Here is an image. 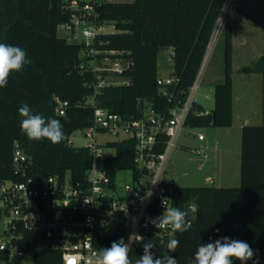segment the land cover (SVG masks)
Segmentation results:
<instances>
[{"label":"trees","instance_id":"obj_1","mask_svg":"<svg viewBox=\"0 0 264 264\" xmlns=\"http://www.w3.org/2000/svg\"><path fill=\"white\" fill-rule=\"evenodd\" d=\"M226 1L98 0L96 10L100 17L116 25L115 32L104 36L106 46L130 51L133 66L128 70L131 83L105 87L97 93V103L121 114L140 113L139 99L151 100L156 109L164 113L182 104L202 67ZM66 2L0 0V43L24 48L31 60L22 71L10 75L7 87L0 88V181L24 177L16 173L13 164L16 140L29 156L30 171L36 178L67 172L82 178L90 166L91 155L87 148L67 144L74 130L92 123L94 106L84 102L95 94L91 86L95 74L79 68L81 45L59 34V25L70 20ZM232 37V24L226 21L223 25L224 80L215 86V106L203 115L192 111L186 126L233 124ZM163 48L173 49L172 73L178 77V81L166 89L160 88L157 82L158 52ZM261 60L248 70L263 71ZM56 97L69 100L66 114L56 112ZM24 103L34 114L60 120L64 140L59 144L47 139L29 140L20 129L22 117L18 109ZM195 107L203 108L199 103ZM112 145L116 153L102 159L108 173L113 176L117 168H134V142L118 140ZM172 184V206L183 210L194 204L198 208L191 229L182 234L175 232L169 239L179 240L176 252L172 253L179 264H189L201 242L223 236L249 243L257 251L260 264H264V118L261 124H246L242 128L238 185ZM216 229L220 231L217 233ZM125 231L126 220L121 217L108 226V241L104 246L109 247L119 240ZM22 244L34 253L35 264H63L62 252L52 232L25 231ZM142 254L140 246H134L129 253L133 261ZM4 256L0 250V264Z\"/></svg>","mask_w":264,"mask_h":264},{"label":"built area","instance_id":"obj_2","mask_svg":"<svg viewBox=\"0 0 264 264\" xmlns=\"http://www.w3.org/2000/svg\"><path fill=\"white\" fill-rule=\"evenodd\" d=\"M97 1L67 0L65 7L70 12V20L58 27L61 36L81 45L79 68L95 74L91 84L95 94L84 102L94 106L92 123L79 128L84 130L88 142L79 145L70 138L79 129L67 138L68 145L88 149L90 166L82 178H75L70 172L36 178L31 174L30 158L22 143L14 141L13 164L16 173L24 177L0 181L3 201L0 222L5 217L0 237V250L5 256L1 264H35L34 253L22 244L25 231L54 233L63 264H92L94 255L100 248H105L104 242L108 241V226L121 217L126 220V231L121 237L127 243L132 236L130 251L141 244L135 235L142 236L143 242L167 243L175 233L158 231L149 221L164 212L163 203L172 207L174 188L165 180V174L170 153L177 145L188 115L192 111L203 115L211 110L195 107L198 78L184 102L172 107L168 113L157 110L149 99H139L138 114H121L98 104L97 93L105 87L131 83L128 70L133 66V59L128 50L106 46L104 36L115 32L116 25L100 17L96 10ZM177 81L178 77L173 73L157 79L162 89ZM56 99V112L66 114L69 100ZM198 137L203 139L204 135L201 133ZM126 139L134 142L135 167L128 169L133 170L135 181L120 188L117 173L127 168H117L111 176L102 159L116 153V147L112 145L114 141ZM105 148L112 149V152H106ZM195 152L204 153L202 149ZM155 179L161 180L153 186L150 182ZM149 189L152 195L142 202L139 197H144ZM194 216L191 217L192 223Z\"/></svg>","mask_w":264,"mask_h":264},{"label":"clouds","instance_id":"obj_3","mask_svg":"<svg viewBox=\"0 0 264 264\" xmlns=\"http://www.w3.org/2000/svg\"><path fill=\"white\" fill-rule=\"evenodd\" d=\"M30 63L31 60L24 48L0 43V88L7 87L8 79L12 73L22 71L24 66ZM18 112L22 117L21 132L29 140L47 139L52 144H59L64 140L65 134L60 120L46 119L40 114H34L26 103L19 107ZM160 180L155 179L150 183L155 186ZM151 195L152 191L149 189L144 197L139 198L143 202ZM163 205L165 207L164 212L149 221L155 229L158 231L171 230L181 234L191 229V217L198 212L196 205L187 206L183 210L175 206L167 207L164 203ZM219 231V229H216L217 233ZM135 236L139 239V242L144 241L142 236ZM131 237L127 243L121 237L119 240L113 241L109 247L100 248L94 255L92 264H179L177 258L172 255L179 246L178 239L169 240L160 249H157V244L153 240L143 242V254L133 261L129 255L132 244ZM250 260L252 264H260L257 251L249 243L223 236L214 240L210 238L207 243L201 242L197 246L193 257L189 260V264H237V262L238 264H248Z\"/></svg>","mask_w":264,"mask_h":264},{"label":"rangeland","instance_id":"obj_4","mask_svg":"<svg viewBox=\"0 0 264 264\" xmlns=\"http://www.w3.org/2000/svg\"><path fill=\"white\" fill-rule=\"evenodd\" d=\"M67 1V0H65ZM112 1V0H111ZM113 1H133V0H113ZM234 0H227L225 7L221 13L219 18L218 27L214 34V39L218 38V36L223 37V25L226 21H229L228 11L230 10ZM209 49V48H208ZM215 52L213 61L211 62V69L209 70L205 67H201L197 78L199 79L198 88L196 90V101L199 104H202L204 107H209L210 104L213 103L214 94L211 90V81L209 78L211 77L210 74H215L219 72L221 69L224 70V52H225V43L224 38L217 41L215 45ZM207 57H205L206 61L207 58L209 59L210 54L207 50ZM174 70V60H173V49H160L158 52V72L159 76L167 77L172 74ZM201 72V73H200ZM209 77V78H208ZM236 78V76H235ZM235 92L239 91L244 94L245 83L235 79ZM206 95L208 97H206ZM241 102L236 99L235 100V107L234 112L236 114L234 124L232 126V137H236V142L238 145H241V131L240 126L243 121V114L246 113L245 108H241ZM221 132V137L219 139L220 144L216 147H220L219 151V160L218 165L214 167V155L217 153L215 150L214 152L210 149H206L204 147H200L202 142L198 139L199 134H203L204 137L206 136V140L203 141L206 143L212 137L214 132L211 126H201V127H193V126H185L182 130V133L179 136L178 142L176 147L172 149L170 153L167 171L165 174V180L169 181L170 183L174 182L178 186H213L225 183L221 179L227 178L228 183L227 186H234L238 184V180L235 181L233 178V174H235V169L237 171V166L235 168L236 161L233 158V154L230 159H226L223 157L225 155L222 154V150L227 147V142L229 141L228 137L224 136V128H218ZM103 137V136H102ZM106 137V136H105ZM70 138H73L74 141L79 145H84L88 142V138L84 134V130L79 129L73 132L70 135ZM209 138V139H208ZM232 145L235 142V138L231 140ZM233 147V146H232ZM198 148H204V153H197L195 152ZM106 152H112V149L105 148ZM205 152L208 154V157L205 156ZM217 157V158H218ZM212 163V164H211ZM237 173V172H236ZM239 174V172H238ZM215 177V180H214ZM135 181L134 173L132 169H121L117 173V183L118 186L121 188L126 183H132ZM172 181V182H171ZM215 181V182H214ZM8 184V183H6ZM2 198L0 197V204H2ZM5 217L0 222V237L2 234V230L5 227ZM26 258H30L26 256Z\"/></svg>","mask_w":264,"mask_h":264},{"label":"crops","instance_id":"obj_5","mask_svg":"<svg viewBox=\"0 0 264 264\" xmlns=\"http://www.w3.org/2000/svg\"><path fill=\"white\" fill-rule=\"evenodd\" d=\"M111 1V0H110ZM113 1V0H112ZM229 22L232 24L233 29V55H232V81H233V124L235 120V100L238 99L241 104V108H245L246 113L241 114V118H243L242 124L240 126L241 131V145H242V128L246 124H261L263 122L264 113V0H234L233 4L228 11ZM219 22V21H218ZM217 26L215 31L217 30ZM214 31L212 38L210 40L209 46L207 48L208 53L210 54L209 59L204 58L202 67H205L209 70L211 69V62L213 61L215 45L218 40L223 39V37L218 36V38L214 39ZM214 51V52H213ZM207 54V52H206ZM207 57V55H205ZM262 58V60H261ZM261 60V66L263 71L261 70H248L250 66H256V63ZM224 67V66H223ZM211 77L209 80L211 81V90L212 93H215V86L217 83L224 80V70L221 69L219 72L215 74H210ZM236 76V78H235ZM235 79L240 80L245 83V91L244 94L242 92H235ZM206 97H208L206 95ZM198 103V102H197ZM201 106L204 109L211 110L215 106V95L213 98V103L209 105V107ZM223 127L226 132H224V136L228 137L229 141L227 142V147L223 149L222 154L225 155V158L230 159L233 154V158L236 161L235 168L237 166V171L235 169V174H233V178L235 181L238 179V184L240 183L241 176V145L237 144L236 137H232V126ZM214 132L210 140L206 143V136L203 139H198L202 142L200 147H204L206 149H210L213 152L217 150L214 155L213 165L216 167L218 165L219 160V148H216L220 142L219 139L221 137V132L218 131V126L211 125ZM235 138V142L232 145L231 140ZM209 139V138H208ZM218 144V145H217ZM233 146V147H232ZM204 148H198L204 150ZM205 154H207L205 152ZM208 157V154L207 156ZM218 157V158H217ZM212 164V163H211ZM237 172V173H236ZM239 172V174H238ZM237 179V180H236ZM215 180V177H214ZM222 184L213 185V186H227L228 179H221ZM172 182V181H171ZM215 182V181H214ZM237 184V185H238ZM236 186V185H234Z\"/></svg>","mask_w":264,"mask_h":264},{"label":"water","instance_id":"obj_6","mask_svg":"<svg viewBox=\"0 0 264 264\" xmlns=\"http://www.w3.org/2000/svg\"><path fill=\"white\" fill-rule=\"evenodd\" d=\"M156 244H157V248L160 249V248H162L163 245L166 244V243H156ZM142 245H143V242H141V244H140V247H141V248H143Z\"/></svg>","mask_w":264,"mask_h":264}]
</instances>
